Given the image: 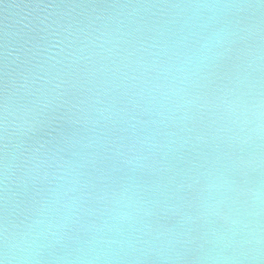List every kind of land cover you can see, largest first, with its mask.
<instances>
[{
    "label": "water",
    "instance_id": "95a60500",
    "mask_svg": "<svg viewBox=\"0 0 264 264\" xmlns=\"http://www.w3.org/2000/svg\"><path fill=\"white\" fill-rule=\"evenodd\" d=\"M39 219L30 264H264V0H0V229Z\"/></svg>",
    "mask_w": 264,
    "mask_h": 264
},
{
    "label": "clouds",
    "instance_id": "9594fccd",
    "mask_svg": "<svg viewBox=\"0 0 264 264\" xmlns=\"http://www.w3.org/2000/svg\"><path fill=\"white\" fill-rule=\"evenodd\" d=\"M185 7L196 10L206 9L211 14L207 18V21L201 25L191 23V17L185 22L188 26L206 29L205 33L199 37L197 46L187 56L188 64L197 65L205 60L211 59L217 54V49L222 48L230 41L232 35L230 28L226 25L215 23V20L224 10L240 7V5L217 2L191 4ZM214 24L215 26H213ZM128 163H131V161ZM5 169L7 170V165ZM59 203V197H55L48 204L43 205L41 209L42 215L45 212H55V216L51 220H48L46 224L47 232L52 236H56V232L51 230L53 228L63 229L66 226L64 223L65 216L74 214L75 212V209L70 203H65L61 207H55ZM42 224H45L43 219L35 220L32 224L27 225L22 233L17 234L10 231L7 223H5L3 228L0 229V264H14L17 261L19 264H30V261H34L39 255L40 249L43 247L37 241L44 236V232L35 231Z\"/></svg>",
    "mask_w": 264,
    "mask_h": 264
}]
</instances>
